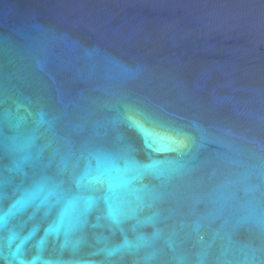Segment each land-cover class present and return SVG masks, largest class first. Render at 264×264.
<instances>
[{"label":"water","instance_id":"95a60500","mask_svg":"<svg viewBox=\"0 0 264 264\" xmlns=\"http://www.w3.org/2000/svg\"><path fill=\"white\" fill-rule=\"evenodd\" d=\"M0 264H264V0H0Z\"/></svg>","mask_w":264,"mask_h":264}]
</instances>
